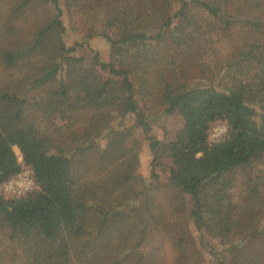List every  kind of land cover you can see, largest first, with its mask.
<instances>
[{"label": "trees", "instance_id": "16d2710c", "mask_svg": "<svg viewBox=\"0 0 264 264\" xmlns=\"http://www.w3.org/2000/svg\"><path fill=\"white\" fill-rule=\"evenodd\" d=\"M99 9L115 63L87 44ZM24 167L0 264H264V0H0V186Z\"/></svg>", "mask_w": 264, "mask_h": 264}, {"label": "rangeland", "instance_id": "374dc122", "mask_svg": "<svg viewBox=\"0 0 264 264\" xmlns=\"http://www.w3.org/2000/svg\"><path fill=\"white\" fill-rule=\"evenodd\" d=\"M48 9L54 12L53 6L49 5ZM97 17H98V26H97L98 35L94 37L92 40L87 41L88 43L87 42L86 43L90 45L91 49L100 53L101 58L104 62L115 63L116 58L113 55L110 45L105 38V34H108L107 32L105 33V29H104L105 11L103 9H99L97 12ZM74 20L77 22L79 19L74 17ZM65 23L68 28L67 33L65 35V41L68 47L86 41L85 30L83 29L82 26L77 27L74 21L72 22L68 9H66ZM90 48L84 47L82 49H79L77 52V56H83V57L91 56ZM104 75L108 76L109 74L108 72H104ZM117 122L118 121L113 122V124L117 125ZM152 123H153L154 134L161 139L172 138L173 134L182 126V120L179 113L166 114V113H162L161 111L157 113V115L155 116V120ZM136 136L141 139L140 174L145 178H149L151 174V160H152V156L149 149V143L144 135L137 133ZM16 151L21 159V154L19 153L18 150ZM169 169H170V162L168 160H164L162 165L159 167V169H157V173L160 174L161 181H164L166 179ZM155 184L157 183L155 182ZM213 244L216 246L217 251L223 250V247L221 245H218L215 242H213ZM204 256L208 257L207 253H204Z\"/></svg>", "mask_w": 264, "mask_h": 264}, {"label": "built area", "instance_id": "2783aa9c", "mask_svg": "<svg viewBox=\"0 0 264 264\" xmlns=\"http://www.w3.org/2000/svg\"><path fill=\"white\" fill-rule=\"evenodd\" d=\"M227 132V125H215L210 131V142L217 143L221 141L227 135ZM34 188L35 181L33 178V170L31 167H24L20 173L0 186V191L8 196L20 198L31 193Z\"/></svg>", "mask_w": 264, "mask_h": 264}]
</instances>
